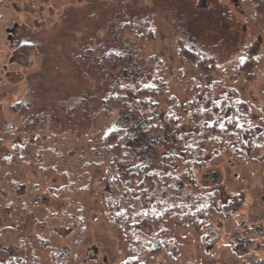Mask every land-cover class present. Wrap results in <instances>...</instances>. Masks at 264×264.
Segmentation results:
<instances>
[{"label": "rangeland", "instance_id": "374dc122", "mask_svg": "<svg viewBox=\"0 0 264 264\" xmlns=\"http://www.w3.org/2000/svg\"><path fill=\"white\" fill-rule=\"evenodd\" d=\"M199 2L0 0V137L10 132L0 147V251L28 257L29 264H122L126 259L124 234L105 214L98 184L103 167L89 162L85 151L89 140L125 121L104 106L108 74L127 82L157 55L201 80L180 48L226 67L248 58L242 74L227 82L250 103L260 125L264 26L255 22L249 0H205L203 7ZM144 26L154 31L148 40L142 38L150 30ZM23 44L31 46L20 50ZM109 52L126 55L123 71L106 69ZM172 86L186 102L183 88ZM13 139L24 148L16 158L28 155L19 166L5 161ZM197 178L220 190L218 207L233 202L230 216L212 219L220 240L208 247L193 227L169 219L180 257L163 253L155 262L146 257L145 264H260L264 160L243 164L225 154L198 170ZM249 240L254 243L248 245Z\"/></svg>", "mask_w": 264, "mask_h": 264}, {"label": "trees", "instance_id": "16d2710c", "mask_svg": "<svg viewBox=\"0 0 264 264\" xmlns=\"http://www.w3.org/2000/svg\"><path fill=\"white\" fill-rule=\"evenodd\" d=\"M249 2L255 22L264 26V0ZM144 28L150 29L142 33L143 40H148L154 31ZM30 46L23 44L20 50ZM179 52L202 79L187 69H173L157 55H151L147 69H140L127 82L108 74L111 86L104 106L125 121H118L85 146L89 162L103 167L98 184L103 189L105 214L127 241L122 264H145L146 257L155 262L163 253L178 259L181 251L171 237L169 219L193 227L201 234V242L212 247L220 240L218 230L214 235L212 219L230 216L234 207L233 202L218 207L220 190L201 183L197 171L217 163L225 154L243 164L264 160V118L256 125L253 107L227 82L242 74L249 59L226 67L184 48ZM104 60L106 69L116 73L124 70L126 55L109 52ZM172 83L183 88L186 102L174 93ZM9 135L5 131L6 138L0 137V147ZM12 142L5 161L19 166L28 155L16 158L24 148L15 139ZM12 228L4 226L3 230ZM253 243L247 241L248 245ZM9 255L8 250L0 251V264L31 262L28 257ZM56 256L53 252V261Z\"/></svg>", "mask_w": 264, "mask_h": 264}, {"label": "water", "instance_id": "95a60500", "mask_svg": "<svg viewBox=\"0 0 264 264\" xmlns=\"http://www.w3.org/2000/svg\"><path fill=\"white\" fill-rule=\"evenodd\" d=\"M205 5H206L205 0H200V2H199V6H200V7H203V6H205Z\"/></svg>", "mask_w": 264, "mask_h": 264}, {"label": "flooded vegetation", "instance_id": "af4514ba", "mask_svg": "<svg viewBox=\"0 0 264 264\" xmlns=\"http://www.w3.org/2000/svg\"><path fill=\"white\" fill-rule=\"evenodd\" d=\"M261 263L260 264H264V256L261 257Z\"/></svg>", "mask_w": 264, "mask_h": 264}]
</instances>
